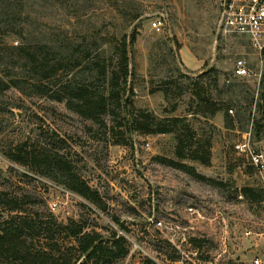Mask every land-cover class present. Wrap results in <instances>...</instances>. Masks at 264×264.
Segmentation results:
<instances>
[{"label":"rangeland","instance_id":"rangeland-1","mask_svg":"<svg viewBox=\"0 0 264 264\" xmlns=\"http://www.w3.org/2000/svg\"><path fill=\"white\" fill-rule=\"evenodd\" d=\"M24 1L36 41L60 35L80 42L86 37L92 48L99 44L111 56L116 37L137 31L131 48L135 107L161 117L187 115L199 133L212 140V156L209 163L179 157L169 133L133 132L128 144H116L114 130L130 136L119 119L108 117V128L102 127L66 102L11 87L0 92V188L23 196L26 210L40 207L59 220L74 218L103 232L110 226L119 229L113 218L120 217L131 229H119L132 246L123 264H143L145 257L158 264H252L256 256L264 258V200L242 193L244 186L263 187L264 172L235 148L243 134L252 131L253 146L264 151V131L258 133L255 125L262 115L264 77L258 75L260 60L249 39L223 34L220 0ZM162 13L169 29L158 34L151 25ZM7 41L16 43L17 37ZM240 57L248 60L252 75L227 85L225 78ZM212 67L219 71L218 87L211 84ZM203 73L214 97L233 107V125L227 124L224 111L208 120L192 113L191 82ZM168 86L169 97L163 90ZM59 138L66 141L65 152L82 175L100 190L106 211L96 208L91 213L85 198L4 153L22 140L59 144ZM157 156L194 165L205 178L160 162ZM5 214L0 211V221ZM192 237L203 244L193 243Z\"/></svg>","mask_w":264,"mask_h":264},{"label":"trees","instance_id":"trees-1","mask_svg":"<svg viewBox=\"0 0 264 264\" xmlns=\"http://www.w3.org/2000/svg\"><path fill=\"white\" fill-rule=\"evenodd\" d=\"M32 22L24 0H0V92L15 87L27 95L39 94L66 102L83 118L106 128L108 117L113 121L119 119L130 136L114 130L116 144H128L133 132L169 133L174 137L179 157L203 163L211 161L212 140L200 134L187 115L161 117L146 108L135 107L136 69L131 62V48L137 41V31L116 37L113 53L108 56L101 45L92 48L93 43L86 37L80 42L60 35L36 41L32 38ZM10 36L17 37V42L7 41ZM209 71L214 73L211 84L218 87L219 71L214 67ZM205 76L203 73L191 82L195 105L192 113L208 120L224 111L227 124L233 125L234 118L229 112L233 107L214 97ZM262 81L264 87V78ZM169 89L163 88L168 97ZM259 109L262 115L255 122L258 133L264 131V88ZM58 142L33 143L26 139L9 145L4 153L10 160L85 198L89 202L85 206L91 213L96 208L106 211L108 204L100 190L88 182L65 152L66 141L59 138ZM157 159L205 178L194 165L182 160L163 156ZM242 193L255 201L264 200V186H244ZM24 203L23 196L0 188V211L6 213L0 221V264H123L132 251L125 234L131 229L120 217L113 219L125 233L112 226L103 232L74 218L59 220L54 212L44 213L40 207L26 210ZM191 241L202 245L204 240L192 237ZM143 264L158 263L145 257Z\"/></svg>","mask_w":264,"mask_h":264},{"label":"built area","instance_id":"built-area-1","mask_svg":"<svg viewBox=\"0 0 264 264\" xmlns=\"http://www.w3.org/2000/svg\"><path fill=\"white\" fill-rule=\"evenodd\" d=\"M221 3V29L223 34H239L246 36L252 48L257 52L260 60V79L264 77V0H220ZM167 17L162 13L156 15L152 20V29L162 34L169 29ZM252 75L249 62L245 57L237 58L234 62V69L230 77L225 78L231 83L234 78H245ZM231 113L234 112L230 108ZM252 131L243 134V138L236 144V150L247 156L251 163L262 173L264 172V151L253 146ZM149 144V143H148ZM55 206L56 203H55ZM162 225L161 220L158 221ZM208 264H213L209 262ZM252 264H264L262 255L253 259Z\"/></svg>","mask_w":264,"mask_h":264},{"label":"water","instance_id":"water-1","mask_svg":"<svg viewBox=\"0 0 264 264\" xmlns=\"http://www.w3.org/2000/svg\"><path fill=\"white\" fill-rule=\"evenodd\" d=\"M129 103V102H128ZM127 103V106H129V104Z\"/></svg>","mask_w":264,"mask_h":264},{"label":"crops","instance_id":"crops-1","mask_svg":"<svg viewBox=\"0 0 264 264\" xmlns=\"http://www.w3.org/2000/svg\"><path fill=\"white\" fill-rule=\"evenodd\" d=\"M192 69V68H191Z\"/></svg>","mask_w":264,"mask_h":264}]
</instances>
